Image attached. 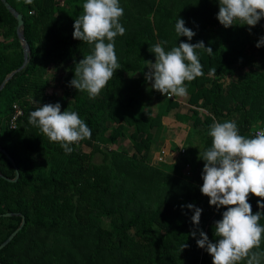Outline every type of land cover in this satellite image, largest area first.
<instances>
[{
  "label": "trees",
  "instance_id": "trees-1",
  "mask_svg": "<svg viewBox=\"0 0 264 264\" xmlns=\"http://www.w3.org/2000/svg\"><path fill=\"white\" fill-rule=\"evenodd\" d=\"M6 1L22 15L30 55L0 91V148L19 171L16 182L4 179H13L15 170L0 152V215L21 213L25 218L22 229L0 250V263L212 264L196 241L202 230L216 242L214 225L227 209L210 206L195 185L194 172L183 173L190 159L165 167L164 162L148 165L146 157L157 131L164 125L174 129L176 121H192L185 138L189 146L179 149L180 156L196 151L190 132L200 134L201 152L210 147L207 133L213 120L235 121L245 136L264 127V46L256 47L264 37V18L252 28L226 29L216 18L218 0H119L124 9L120 23L126 29L115 38L121 67L90 99L70 86L75 64L94 47L73 38L74 21L85 0ZM178 18L195 33L191 41L176 35ZM16 25L0 1V85L23 63ZM163 41L166 51L180 42L200 41L212 49L211 55L197 50L204 75L185 82V98L169 99L145 80V62H155L149 48ZM213 68L216 74L210 75ZM59 72L63 84L52 86ZM182 101L190 106V114L177 117L174 111ZM56 103L61 112L76 111L91 129V138L71 145L70 154L28 122L39 105ZM14 105L22 115L12 128ZM120 138L131 144V155L117 146ZM95 153L103 156L101 162L93 161ZM191 198L202 209L198 227L191 222L194 211L186 207L193 204ZM258 199L249 196L253 214L264 213ZM20 222V217H0V244ZM260 223L264 225V216ZM192 231L195 238L189 235Z\"/></svg>",
  "mask_w": 264,
  "mask_h": 264
},
{
  "label": "clouds",
  "instance_id": "clouds-1",
  "mask_svg": "<svg viewBox=\"0 0 264 264\" xmlns=\"http://www.w3.org/2000/svg\"><path fill=\"white\" fill-rule=\"evenodd\" d=\"M31 4L32 0H25ZM217 20L224 28L234 25L255 27L264 18V0H218ZM124 9L119 0H85L82 13L74 21L73 38L93 45L90 54L75 64L74 78L70 86L78 92H86L95 99L120 69L115 51V38L123 36L126 29L120 23ZM178 37L191 41L195 33L185 27L178 18L175 23ZM167 41L149 48L155 62L147 61L145 80L152 89L168 97L185 98L192 82L204 75L197 50L213 54L203 41L196 44L180 42L171 50L162 46ZM264 46V37L256 44ZM216 74V68L209 72ZM51 143H58L70 154L71 145L91 138V129L76 111L61 112V105L44 104L29 114V121ZM211 147L202 153L204 167L200 192L209 198L210 206L226 208L222 219L215 222L213 243L202 230L197 246L212 257V264H262L264 251L260 250L264 240V225L260 223L264 213L252 212L249 196L259 198L257 207L264 210V131L251 136L241 135L235 121H214L208 129ZM185 207V206H182ZM186 207L194 211L191 222L199 226L202 209L194 204ZM193 238L197 233H189ZM181 246V252L187 248Z\"/></svg>",
  "mask_w": 264,
  "mask_h": 264
},
{
  "label": "crops",
  "instance_id": "crops-1",
  "mask_svg": "<svg viewBox=\"0 0 264 264\" xmlns=\"http://www.w3.org/2000/svg\"><path fill=\"white\" fill-rule=\"evenodd\" d=\"M180 103H181L180 104V107L185 106V105L189 106L187 103H185L183 101L180 102ZM188 109L190 111V106H189ZM175 114H177V117H182L183 116V115H180L177 112H175ZM189 114H186V115H189ZM170 115H169V117L170 118H173ZM173 116H174V114H173ZM175 119H176V117H174V120ZM214 121H216V120H213V122ZM187 123L192 124V121L190 120V122L188 121ZM174 127H175L174 129H169V128H167L166 125H164L162 132L157 131V135L155 137V141L152 144V146H151V148H150V150H149V152L147 154V157H146L147 158L148 165L158 164L157 163V156H158V154H159V152H160L161 149H164L165 152H166L163 162L164 163H166V162L169 163L170 162V164L171 163H174L172 160H170V147H171L170 145H171V143H172L173 140H175V141L176 140H180V142L182 144L183 139H185L186 136H187V133L189 131L188 129L190 128V125H184L182 122L176 121ZM179 128H181V129H179ZM199 130L201 131V128H199ZM199 137H201L200 134H198V135L194 134L193 138L191 139L192 145L193 146L194 145H197V148H196V151L194 150V154L193 155H190V156H192L190 158V160H193V158H195V159H197L196 160V163L193 162V161L192 162L188 161L187 162L188 165L185 166L184 169H183V173H185V174H186V172H187V174L189 172L190 173L191 172H194V174L196 175V178H197L196 181H195V185L196 184H199V185H202L203 184V180L200 178L201 175L198 173L200 171L201 167L202 166L204 167V165H203V162L204 161L201 160L202 159V156L199 157V152H201L202 151L201 149L203 148L202 141H201V139ZM206 137L207 136H203V139H202L203 142H204V139ZM199 142L201 143V147L199 146ZM210 147H211V145H210ZM179 149H182L181 146H180ZM197 154H198V156H195Z\"/></svg>",
  "mask_w": 264,
  "mask_h": 264
},
{
  "label": "water",
  "instance_id": "water-1",
  "mask_svg": "<svg viewBox=\"0 0 264 264\" xmlns=\"http://www.w3.org/2000/svg\"><path fill=\"white\" fill-rule=\"evenodd\" d=\"M2 2V4L5 6V8L11 13V15L16 19L17 25H16V34L17 37L19 39V42L21 44V48H22V53H23V63L22 65L17 68L14 71H11L6 77L5 79L2 81L1 85H0V91L3 89V87L5 86V84L13 77V75L17 72H19L20 70H22L28 63L29 61V55H30V48H29V44L27 43V41L25 40L24 37V23H23V19H22V15L17 12L6 0H0ZM0 152H2L6 157H8V159L12 162V165L14 167L15 170V177L13 179H8L5 178L1 175V177H3L4 179H6L9 182H16L17 179L19 178V171L16 167L15 162L12 160V158L7 154V152L4 149L0 148ZM20 217L21 218V222L19 224V226L7 237V239H5L1 244H0V250L6 246L12 239L13 237L22 229L24 223H25V218L21 213H4L1 214L0 217ZM1 264V263H0Z\"/></svg>",
  "mask_w": 264,
  "mask_h": 264
},
{
  "label": "rangeland",
  "instance_id": "rangeland-1",
  "mask_svg": "<svg viewBox=\"0 0 264 264\" xmlns=\"http://www.w3.org/2000/svg\"><path fill=\"white\" fill-rule=\"evenodd\" d=\"M1 39V38H0ZM148 71V69L146 70V72ZM50 73V72H49ZM63 73H61V72H59L58 74H56V76L54 77V80L52 81V86H55V85H58V83L57 82H60V83H62L63 84V81H60V80H58V78H59V76L60 75H62ZM48 76V75H47ZM230 79V78H229ZM229 79H228V77L224 80L225 81V84H227L228 82H229ZM227 86V85H226ZM225 86V87H226ZM148 107L152 110V112L154 113V114H156V107L154 106V104L153 103H150L149 105H148ZM189 106H187V105H185V106H182V107H180V108H178V109H176L174 112H177V113H179L180 115H186V114H189L190 113V111H189ZM173 112V113H174ZM173 113L170 115L171 117H173ZM190 122V121H189ZM187 125H190V127H191V125L192 124H190V123H187ZM189 130V129H188ZM163 131V127H161V129H160V132H162ZM153 132V131H152ZM191 136H194V134H193V132H190L189 133ZM108 135H109V131L108 132H106V137H108ZM181 144V142H180V140H173L172 141V143H171V147H170V160H172L173 162L175 161V162H177V163H182L181 162V160L182 159H190L192 156H187V155H184V156H180L179 155V148H180V146H181V148H186L185 146H189V143L184 139V141H182V144ZM117 146L118 147H120L122 150H125L129 155H131L132 153H133V149H132V147H131V144L129 143V141L127 140V139H125V138H120L119 140H118V142H117ZM184 146V147H183ZM199 146L201 147V143L199 142ZM113 147H115V146H112V147H110V148H113ZM83 151H85V152H88L90 149L88 148V147H84L83 149H82ZM169 154V153H168ZM195 156H198V154L197 155H195ZM102 158H103V156L100 154V153H95L94 155H93V161H95V162H101V160H102ZM196 160L197 159H195V158H193V160H191L190 162H195L196 163ZM162 164H164L163 166H165V167H168L169 166V164H170V162L169 163H162ZM203 165H204V162H203ZM182 167H184V165L182 166ZM170 171V170H169ZM168 171V172H169ZM187 173V172H186ZM198 186L199 187H202V185H199L198 184ZM194 188H196V190H197V187H194ZM199 191V190H198ZM203 197H205L206 199H209L208 197H206V196H204L203 195ZM205 200V199H204ZM191 202L193 203V204H198V206L200 205V202L199 201H197V202H195L194 200H193V198H191ZM202 206V205H201Z\"/></svg>",
  "mask_w": 264,
  "mask_h": 264
},
{
  "label": "built area",
  "instance_id": "built-area-1",
  "mask_svg": "<svg viewBox=\"0 0 264 264\" xmlns=\"http://www.w3.org/2000/svg\"><path fill=\"white\" fill-rule=\"evenodd\" d=\"M13 108H14V115H13L12 120L10 122L12 128L15 127L16 118L19 117L20 115H22V111L19 109V107L17 105H14ZM258 131H264V127L262 126L260 128L253 129V130L249 131L248 136H251ZM165 154H166L165 150L161 149L158 156H157V163H161L164 161Z\"/></svg>",
  "mask_w": 264,
  "mask_h": 264
}]
</instances>
